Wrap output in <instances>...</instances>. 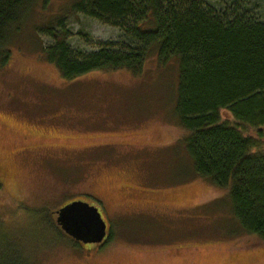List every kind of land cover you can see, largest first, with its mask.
Here are the masks:
<instances>
[{"label":"rangeland","instance_id":"rangeland-1","mask_svg":"<svg viewBox=\"0 0 264 264\" xmlns=\"http://www.w3.org/2000/svg\"><path fill=\"white\" fill-rule=\"evenodd\" d=\"M73 1L42 6L33 0L6 44L9 58L0 67V236L31 226L28 240L47 242L37 250L36 264H264V243L241 228L228 190L194 173L186 129L175 115L173 63L159 67L151 55L140 75L118 69L66 80L42 56L40 40L46 47L53 39L38 26ZM253 10L264 23V0H255ZM66 27L78 57L122 36L81 14L71 15ZM27 133L39 137L31 142L52 143L15 152L13 137ZM52 136L66 142L48 140ZM125 180L132 190L122 188ZM79 196L105 208L110 237L98 251L67 236L55 239L45 227L55 210ZM13 213L26 224L9 226Z\"/></svg>","mask_w":264,"mask_h":264},{"label":"trees","instance_id":"trees-1","mask_svg":"<svg viewBox=\"0 0 264 264\" xmlns=\"http://www.w3.org/2000/svg\"><path fill=\"white\" fill-rule=\"evenodd\" d=\"M32 2L0 0V67ZM253 8L255 0H74L37 30L52 37L46 47L40 40V51L66 80L118 69L140 75L151 55L159 67L173 63L175 115L186 129L195 175L227 189L241 228L264 243V23ZM74 14L118 28L120 40L78 57L66 27ZM43 139L37 144L52 143ZM18 218L13 213L9 226L26 224ZM45 225L54 238L65 236L49 217ZM25 227L16 236H0V264H36L47 242H30L31 226Z\"/></svg>","mask_w":264,"mask_h":264},{"label":"water","instance_id":"water-1","mask_svg":"<svg viewBox=\"0 0 264 264\" xmlns=\"http://www.w3.org/2000/svg\"><path fill=\"white\" fill-rule=\"evenodd\" d=\"M61 141L66 142V140ZM57 214V221L62 229L75 240L83 243H99L104 239L106 223L96 207L75 200L59 208Z\"/></svg>","mask_w":264,"mask_h":264},{"label":"flooded vegetation","instance_id":"flooded-vegetation-1","mask_svg":"<svg viewBox=\"0 0 264 264\" xmlns=\"http://www.w3.org/2000/svg\"><path fill=\"white\" fill-rule=\"evenodd\" d=\"M33 138H39V137H35L32 133H27V134H24V135H20V136H14L13 139L14 141H16V143H18L15 147H14V151L17 152V151H20V150H25V149H29V148H33V147H36L38 146L39 144L35 143V142H31L33 140ZM3 142V141H1ZM20 144V145H19ZM3 147V146H2ZM5 147V146H4ZM126 182V183H125ZM124 185H122V188L125 189V190H132L133 189V186L131 185L130 186V183L127 182L126 180L124 181ZM102 194V192H101ZM102 197H105V198H108V202L110 203L112 201V198L110 196H107L105 194H102ZM122 197V196H121ZM123 199H126V200H132L131 196L129 195H126V197H122ZM75 200H81L83 202H86L88 203L89 205H92L94 207H96L98 209V211L100 212L102 218L104 219L105 223H106V230H105V237L104 239L102 240V242H99V243H83L81 241H77L75 240L73 237H71L70 235H68L61 227V225L58 223L57 221V217H58V214H57V210L63 206H65L66 204L68 203H71ZM104 200V199H103ZM102 200V202H103ZM106 204V203H105ZM59 207L57 210H55L53 213L55 214V218H54V223L56 224V226L58 227V229L61 231V233H63L65 236H67L69 239H71L72 241H75L79 244V246L83 247L84 245H91L93 247V249L95 251H98L102 248V246L105 245V242L108 240V237H109V234H110V231H109V221H108V217L106 216V212H105V208L101 206V204L97 203L96 201L94 200H91V199H88L84 196H79V197H75V198H71L69 200H66L63 205ZM177 248V247H175ZM180 248V247H179ZM177 252V251H176ZM174 253V252H173ZM91 254V253H90ZM89 254V255H90Z\"/></svg>","mask_w":264,"mask_h":264}]
</instances>
